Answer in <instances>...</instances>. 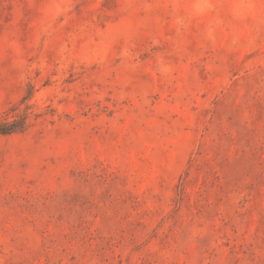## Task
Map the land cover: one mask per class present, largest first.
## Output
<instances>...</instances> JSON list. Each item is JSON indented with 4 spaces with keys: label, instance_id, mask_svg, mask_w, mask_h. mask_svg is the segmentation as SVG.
Masks as SVG:
<instances>
[{
    "label": "rangeland",
    "instance_id": "rangeland-1",
    "mask_svg": "<svg viewBox=\"0 0 264 264\" xmlns=\"http://www.w3.org/2000/svg\"><path fill=\"white\" fill-rule=\"evenodd\" d=\"M0 264H264V0H0Z\"/></svg>",
    "mask_w": 264,
    "mask_h": 264
},
{
    "label": "trees",
    "instance_id": "trees-1",
    "mask_svg": "<svg viewBox=\"0 0 264 264\" xmlns=\"http://www.w3.org/2000/svg\"><path fill=\"white\" fill-rule=\"evenodd\" d=\"M25 124V117L18 116L10 121L0 118V134H11L21 130Z\"/></svg>",
    "mask_w": 264,
    "mask_h": 264
}]
</instances>
